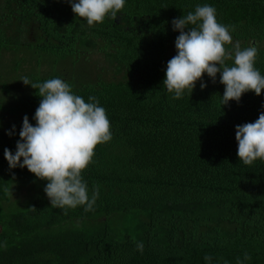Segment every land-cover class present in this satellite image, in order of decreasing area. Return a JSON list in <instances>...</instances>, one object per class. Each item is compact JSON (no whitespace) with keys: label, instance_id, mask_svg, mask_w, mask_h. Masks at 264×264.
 I'll use <instances>...</instances> for the list:
<instances>
[{"label":"trees","instance_id":"trees-1","mask_svg":"<svg viewBox=\"0 0 264 264\" xmlns=\"http://www.w3.org/2000/svg\"><path fill=\"white\" fill-rule=\"evenodd\" d=\"M205 3L235 27L233 43L258 48L264 74V0H127L94 26L66 0H0V68L12 53L17 80L59 77L96 97L112 133L82 172L89 195L99 188L94 207H51L47 181L4 158L42 98L20 79L12 95L0 72L14 96H0V264H237L244 253L264 264V160L241 163L235 140V126L264 110V90L222 105L219 73L180 99L162 84L179 35L172 20Z\"/></svg>","mask_w":264,"mask_h":264},{"label":"clouds","instance_id":"clouds-1","mask_svg":"<svg viewBox=\"0 0 264 264\" xmlns=\"http://www.w3.org/2000/svg\"><path fill=\"white\" fill-rule=\"evenodd\" d=\"M72 12L94 26L103 23L106 17L113 20L125 7L127 0H66ZM172 30L178 31L174 46L176 54L167 61L162 84L180 99L184 93L201 89L207 84L204 74L213 83L224 85L222 105L230 101L240 102L244 93L254 91L261 95L264 90V74L256 68L258 48L255 45L241 48L233 43L235 27L224 25L217 19L211 4H198L194 11L172 20ZM231 45V50L226 47ZM231 60L229 66L226 61ZM25 85L38 90L42 98L30 123L28 115L22 120L15 151L5 148L4 158L9 168H27L38 180L47 181L43 188L53 208L83 206L90 211L99 197V188L89 195L87 182L82 172L92 162L98 144L111 140L110 121L106 110L96 97L85 99L72 90V86L59 77L42 83H33L28 77L20 79ZM264 109V104L261 105ZM15 125L6 130L15 135ZM237 156L241 163L250 165L257 159L264 160V110L258 119L235 126ZM22 158V159H21ZM144 243L137 241L136 251H144ZM205 264H213V257L205 255ZM251 257L244 253L237 264H245Z\"/></svg>","mask_w":264,"mask_h":264},{"label":"rangeland","instance_id":"rangeland-1","mask_svg":"<svg viewBox=\"0 0 264 264\" xmlns=\"http://www.w3.org/2000/svg\"><path fill=\"white\" fill-rule=\"evenodd\" d=\"M16 57L12 55V53L8 54L6 59H3L1 62V68H0V72L2 73V79L5 81H10L13 83L11 89H12V95H14L15 92H19V90H21L20 86H19V79H21V76H19L18 80H17V75L15 74L14 71V67L16 65ZM18 57L21 58L22 57V53L18 54ZM27 58H29L27 56ZM19 86V87H18ZM10 95L9 98H6L3 88L0 87V96L5 97V103L7 101V103H11L14 99V96ZM22 196V195H21ZM15 197V196H13Z\"/></svg>","mask_w":264,"mask_h":264}]
</instances>
